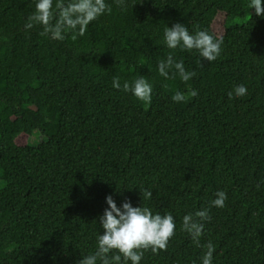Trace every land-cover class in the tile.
Instances as JSON below:
<instances>
[{
  "label": "trees",
  "instance_id": "trees-1",
  "mask_svg": "<svg viewBox=\"0 0 264 264\" xmlns=\"http://www.w3.org/2000/svg\"><path fill=\"white\" fill-rule=\"evenodd\" d=\"M106 2L112 13L73 42L25 30L35 0H0V264H78L103 234L108 196L174 217L167 251L146 252L140 264H202L209 241L212 264H264V16L250 0ZM175 23L223 38L210 63L175 50L196 72L187 83L158 72L171 51L164 29ZM117 75L121 86L143 76L152 102L114 89ZM241 84L247 94L229 99ZM218 191L225 207L210 208L197 247L183 216Z\"/></svg>",
  "mask_w": 264,
  "mask_h": 264
},
{
  "label": "clouds",
  "instance_id": "clouds-1",
  "mask_svg": "<svg viewBox=\"0 0 264 264\" xmlns=\"http://www.w3.org/2000/svg\"><path fill=\"white\" fill-rule=\"evenodd\" d=\"M117 8L127 7L125 0H114ZM255 10L257 16H264V0H250L248 5ZM112 13V5L106 0H35V10L24 24L25 30L34 27L42 29L40 36L56 41H64L70 36L73 42L85 36L90 23L104 14ZM163 43L171 50L166 59L158 62L159 75L167 79L180 80L187 83L196 76L195 71H187L183 60L174 58L175 50L197 51L200 57L207 62L215 61L221 51L223 38L210 34L207 30H197L190 34L187 27L175 23L171 28L165 27ZM114 89L131 93L137 100L150 104L152 102V85L143 77L125 81L121 86V78H113ZM247 94L244 85H237L228 93L229 99L240 98ZM198 92L189 91L187 95L176 92L172 96L174 102H186L188 98L195 97ZM143 200H150L152 192L144 189L140 192ZM216 199L210 206L188 213L183 216L181 231L188 234L192 242L201 247L200 240L204 232V225L211 220L210 208H223L227 200L224 191H218ZM108 207L99 217L103 234L97 236L94 252L84 256L78 264H140L146 252L153 255L167 251L169 241L175 235V220L171 213L163 215L156 213L147 206L133 207L130 201L125 200L120 207L112 196L106 197ZM202 264H212L215 246L211 241L203 245Z\"/></svg>",
  "mask_w": 264,
  "mask_h": 264
},
{
  "label": "rangeland",
  "instance_id": "rangeland-1",
  "mask_svg": "<svg viewBox=\"0 0 264 264\" xmlns=\"http://www.w3.org/2000/svg\"><path fill=\"white\" fill-rule=\"evenodd\" d=\"M225 21H226V15L225 14H219L216 18V20L213 23V31L216 33L217 36H223L225 33ZM245 22V20H236L232 22L233 25H241ZM33 142V141H32ZM34 142H37V140L34 139Z\"/></svg>",
  "mask_w": 264,
  "mask_h": 264
}]
</instances>
